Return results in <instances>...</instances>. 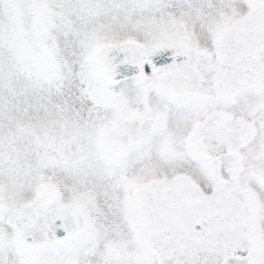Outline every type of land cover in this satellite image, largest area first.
Segmentation results:
<instances>
[{
    "label": "snow or ice",
    "instance_id": "obj_1",
    "mask_svg": "<svg viewBox=\"0 0 264 264\" xmlns=\"http://www.w3.org/2000/svg\"><path fill=\"white\" fill-rule=\"evenodd\" d=\"M0 264H264V0H0Z\"/></svg>",
    "mask_w": 264,
    "mask_h": 264
}]
</instances>
